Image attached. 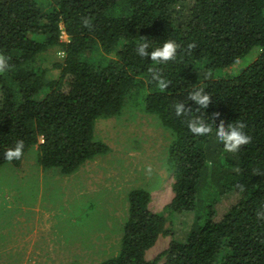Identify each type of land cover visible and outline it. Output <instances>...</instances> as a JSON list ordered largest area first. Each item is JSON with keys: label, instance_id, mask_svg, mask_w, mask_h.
<instances>
[{"label": "trees", "instance_id": "obj_1", "mask_svg": "<svg viewBox=\"0 0 264 264\" xmlns=\"http://www.w3.org/2000/svg\"><path fill=\"white\" fill-rule=\"evenodd\" d=\"M141 40L149 51L168 40L180 47L174 60L156 65L137 54ZM55 46L64 58L58 77L48 78L40 59ZM254 48L257 57L241 73H225ZM0 55L9 64L0 73V166L22 140L15 166L37 146L44 169L74 173L110 150L95 137L97 121L120 115L141 88L145 111L174 134V197L165 210L193 211L209 174L217 198L238 195L219 219L216 198L208 202L186 241L172 240L148 259L166 218L151 211L147 189H132L119 252L101 264H264V0H0ZM150 68L169 81L163 92ZM197 88L210 97L207 109L188 99ZM180 102L188 115H176ZM190 118L213 134L195 136ZM240 122L251 141L227 153L215 129Z\"/></svg>", "mask_w": 264, "mask_h": 264}, {"label": "rangeland", "instance_id": "obj_2", "mask_svg": "<svg viewBox=\"0 0 264 264\" xmlns=\"http://www.w3.org/2000/svg\"><path fill=\"white\" fill-rule=\"evenodd\" d=\"M258 53V48L252 49L225 73H241ZM63 58L59 46L43 53L40 63L48 78L58 77ZM143 95L141 88L134 89L120 115L97 121L95 137L110 150L72 174L44 169L37 146L25 153L19 167L11 162L0 166V264H101L119 252L128 196L135 188L147 189L151 211L166 218L148 259L172 240L186 241L201 222L204 206L214 198L218 219L237 201L233 192L217 198L220 186L209 174L193 211L165 210L174 197L169 160L174 134L158 116L145 111Z\"/></svg>", "mask_w": 264, "mask_h": 264}, {"label": "clouds", "instance_id": "obj_3", "mask_svg": "<svg viewBox=\"0 0 264 264\" xmlns=\"http://www.w3.org/2000/svg\"><path fill=\"white\" fill-rule=\"evenodd\" d=\"M180 46L174 40H168L161 46L153 48L149 51L150 44L144 40H141L137 46V54L144 58L147 57L154 64L159 65L170 60H174L177 54V50ZM9 67L8 57L0 55V73L7 71ZM149 72L152 73V80L157 82V87L163 92L169 85V81L162 78L160 73L150 68ZM188 99L194 101L198 106V109H207L210 104V97L205 94L202 88H197L188 94ZM190 108H185V103H177L175 105V112L177 116H186L189 113ZM188 128L197 137H205L213 134V127L199 118H190L188 121ZM245 124L235 123L227 124L220 123L215 129V139L219 144L223 145V149L227 153H237L242 146L247 145L251 141V137L248 136L243 129ZM24 142L18 140L14 149H9L4 153L5 159L9 162L13 160L21 159L23 155ZM261 219H264V212L258 213Z\"/></svg>", "mask_w": 264, "mask_h": 264}, {"label": "built area", "instance_id": "obj_4", "mask_svg": "<svg viewBox=\"0 0 264 264\" xmlns=\"http://www.w3.org/2000/svg\"><path fill=\"white\" fill-rule=\"evenodd\" d=\"M64 33V35H63V39L65 40V41H67L68 40V37H67V34H66V32L63 30L62 31V34Z\"/></svg>", "mask_w": 264, "mask_h": 264}, {"label": "crops", "instance_id": "obj_5", "mask_svg": "<svg viewBox=\"0 0 264 264\" xmlns=\"http://www.w3.org/2000/svg\"><path fill=\"white\" fill-rule=\"evenodd\" d=\"M23 221H24V219H23ZM30 251V250H29ZM29 251H26V255H27V253L29 252ZM28 256H30V254L28 253Z\"/></svg>", "mask_w": 264, "mask_h": 264}]
</instances>
